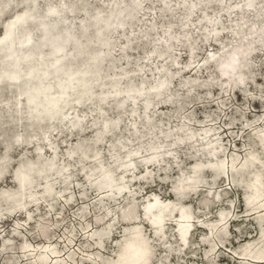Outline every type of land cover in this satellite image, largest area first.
<instances>
[{
  "label": "rangeland",
  "instance_id": "374dc122",
  "mask_svg": "<svg viewBox=\"0 0 264 264\" xmlns=\"http://www.w3.org/2000/svg\"><path fill=\"white\" fill-rule=\"evenodd\" d=\"M21 12L28 18L10 42L23 47L32 38L33 51L0 48V264H134L137 233L149 264H264L252 258L264 256V0H0V36ZM233 55L242 84L230 85L236 76L225 73ZM40 61L49 69L59 61V72L80 82L64 121L28 114L23 92ZM37 75L35 83L43 79ZM48 77L56 95L54 74ZM85 80L94 91L89 101ZM116 82L121 91L110 93ZM78 94L86 96L81 104ZM107 121L118 126L106 130ZM81 143L86 155L74 153ZM151 143L160 147L155 163L146 160ZM54 153L60 173L33 176L35 193L18 206L23 213L14 211L15 169ZM251 155L255 162L243 165ZM218 163L231 178L210 169ZM101 164L126 184L121 194L94 185ZM196 164L202 183L191 192L186 180ZM3 191L11 203L2 202ZM31 195L41 199L32 204ZM154 201L173 215L162 226L152 215L160 208L148 210ZM181 206L193 216L184 246ZM128 207L133 217L126 219Z\"/></svg>",
  "mask_w": 264,
  "mask_h": 264
},
{
  "label": "bare ground",
  "instance_id": "6f19581e",
  "mask_svg": "<svg viewBox=\"0 0 264 264\" xmlns=\"http://www.w3.org/2000/svg\"><path fill=\"white\" fill-rule=\"evenodd\" d=\"M251 3V2H249ZM5 8V6H4ZM26 13L24 12H21V13H18L16 14L15 16H13L11 19H9L7 22H6V26H4V29L5 32L2 34V36H0V44L3 42V41H7V39L11 40L12 38V34L13 32H16L20 26H18V24L16 23H20L21 21H23L25 18H27L26 16H24ZM33 16V15H32ZM31 16V17H32ZM31 20V19H30ZM26 21H24L25 23ZM22 23V24H24ZM42 24V23H40ZM46 39V34L44 33L43 34V37H42V40H45ZM212 39L214 41H218V36L216 35V33L214 32L212 34ZM23 41H25V45L22 46H14L12 44V42L10 43H7L6 45L4 46H1L0 48L2 49H5V48H12V49H19V48H25V50H31L33 51V43H31L33 40L32 38H25ZM32 44V45H31ZM29 45V46H28ZM58 51H61L60 48H58ZM213 60H216V59H213ZM58 63L55 62L54 64ZM98 63V60L96 62V64ZM226 66H228V68L225 70L226 72L225 73H230L231 75H234L236 76L235 78H233L232 80L229 81V84L230 85H234L236 82H239V84H242L244 82V77L242 76L241 74V65L238 64V59H237V56L233 55L229 60L228 62H226ZM54 64L52 65L51 69H49L48 67L46 66H42L41 64V61L39 63H37V65L34 67L35 69L34 70H30L31 73H29V78L27 77L26 79V86H25V90L23 92L24 96L25 97H30L29 99V104H28V114L31 116V117H36L38 118L39 120H44V119H60L61 121H64L66 118H67V112L66 110L68 108H70V98L72 96V93L71 91L75 89V87L80 83L79 81H75L73 79L74 75L71 71H67L64 75L62 73L59 72V69H58V64H56L54 66ZM54 66V67H53ZM40 72V73H38ZM53 73L54 74V78L56 80L55 82V86L58 88V92L56 93V95H53L51 96V89L53 88L52 87V84L50 83L49 81V75L50 73ZM60 74H59V73ZM38 73V75H37ZM87 73V68L84 70V74ZM62 74V76H61ZM41 75L43 76L42 80L40 82H34V79L35 77ZM232 76H230L231 78ZM37 78V77H36ZM82 86H83V91L84 92H89L90 90V93H89V97L87 98L89 100H91L94 96V91L92 89H89V85L87 83V81H83L82 82ZM93 85H91L92 87ZM162 87L164 88V84L160 85L158 88L162 89ZM40 90L39 93L32 95L28 92L29 90ZM121 91V86L119 84V82H116L114 84V86L112 87V89L110 90V93H118ZM134 91L137 93V94H143V91H144V87H138V88H135ZM63 94L66 95V97L64 99L61 100ZM158 95L162 94V92H159L157 93ZM84 95H86V93H84ZM86 96L82 97V95L78 94L76 95V103H80ZM40 98L39 101H41L40 103V106L38 107H35L33 102L36 101V99ZM90 98V99H89ZM105 99V97H104ZM122 104H124V102L122 101L121 102ZM81 104V103H80ZM148 105V103H147ZM50 106H55L56 108H52V112H49L47 114V116H41L39 113L40 111L44 110L45 108L47 107H50ZM65 111V112H64ZM151 119L149 118V121ZM81 123V120L80 119H75V121L73 122L72 121V126L76 127L78 126L79 124ZM113 124L114 126H118V123L117 122H113V121H107L106 124H105V129L107 130L109 128V125ZM153 125H150L149 126V132H151L153 130ZM171 133H167V136H170ZM48 137H45V140L47 139ZM101 138V137H100ZM189 138V137H188ZM259 139L262 143V146H263V150H264V131H262L261 133H259ZM207 146L210 145V144H214L213 142H207L206 143ZM79 149L75 150L74 153H82V154H85L86 152L84 151V144H79ZM150 147V150L154 151L152 152V154L147 157V162L149 163H155L158 161V149H160L159 145H157L156 143H151L149 145ZM216 148H213V150H215ZM211 154H213V151L211 150L210 151ZM129 154V153H128ZM86 155V154H85ZM131 156L128 155L127 158H130ZM95 158L99 159V153H97L95 155ZM255 155H251L250 157H248L244 162H242V164H248V163H251V162H255ZM57 156H56V153H54L53 157L48 160V161H34V160H27L25 161L24 163L20 164L16 169H15V173L13 174V180H14V183L17 187V191L16 194H17V197L14 199V202L13 203H16V208H14V206H12L13 210L14 211H19V212H24L22 209H19L18 210V206H26V200H25V197L27 194H29V192H33L35 193V191L33 190L35 186V178L39 181H43V179L47 180L48 178H50V176L52 175H55V174H58L60 173V171L56 170V165H57ZM120 158H117V161H119ZM130 163L129 164H133V162H131V159L129 160ZM233 162H238V159L237 158H233L231 163L233 164L234 166V163ZM219 165H214V166H211V170L216 174V175H220L222 173H226L227 176H229L230 178L232 177L231 173L229 171L226 170V164L225 163H218ZM242 165V167H243ZM217 166V167H216ZM40 170L39 172H43L44 174L40 175L41 173L39 174H34L33 176L35 177L34 179H32V181L30 182L29 184V188L25 190V188L23 187V185L21 184L20 180H19V176H21L22 178L25 177L26 175H29L28 173H31V172H34V171H38ZM3 171V170H2ZM197 171H200L199 169V166L196 165H193L192 166V169H191V174L189 175L190 177L186 180V178L182 179L181 181H179V184L180 186L183 184L184 180L186 181H189L191 182V187L189 188L191 190V192H194V190L196 189V186L199 185L200 183H202V180L199 176V172ZM98 174V179L95 181L94 185L96 184L97 187L101 188L102 186H106L110 189H114V192L115 194H121L123 191H124V188H126V184L123 183H120V182H116V178H115V175H114V170H112L109 166H105V165H99L98 168L94 171V174ZM239 173V176L242 175V172H238ZM2 174V172H1ZM196 178V179H195ZM190 179V180H189ZM194 179V180H193ZM49 180V179H48ZM234 182V181H233ZM45 184V189H44V192H47L48 196H51L53 194V191H52V182L50 181H47L44 182ZM255 186V185H254ZM253 186V187H254ZM256 188V187H255ZM261 189V188H260ZM2 196H1V200L2 202L4 203H9L11 199L10 195L7 197L5 196V194L7 195V191H3L2 193ZM260 195V192L257 191L256 192V195H255V199L257 197H259ZM33 197H35L36 195H31ZM41 199V198H33L31 200L32 204H36L38 202V200ZM246 199V198H245ZM254 199V198H253ZM252 199V200H253ZM25 201V202H24ZM246 202L248 203L249 201L246 199ZM11 203V202H10ZM250 203V202H249ZM150 206H148V210H151V208L149 207H157V208H160V205H159V202L158 201H154V202H151L149 203ZM253 205V204H252ZM251 206V205H250ZM264 207V206H263ZM147 208V206H146ZM256 209V208H253V210ZM131 208H126V211L124 215V217L126 219L128 218H132L133 215H131ZM160 212H162V209L160 208V211L158 212H152L151 214L154 215V217H156V220L154 221V223L156 224H159V225H163V222L166 218L168 217H172L173 215H163L161 214ZM230 215H226V216H223L221 221H226L228 222L230 220L229 218ZM176 217H180L179 218V222L178 224L176 225L178 227V235H179V240L182 242V246L186 245L187 243V239L191 233V226H192V213L190 211H188V209L186 208V206H181V212H179L178 214H176ZM26 220H27V216H25ZM152 223V224H154ZM46 226V225H44ZM40 227H43V224L40 225ZM217 226L214 225V223H210L209 224V230H210V234H214L215 230H216ZM223 229H225L224 227H222ZM44 232V231H43ZM224 232V231H223ZM209 234V236H210ZM142 236L141 234H138L136 235L135 237V243L132 245L131 247V251L130 252H138V257L137 259L135 260L134 264H137L138 261H140V259L143 261L146 260V248L144 247V241L142 239ZM42 247V246H41ZM37 251L40 249L42 250L41 248H35ZM33 250V251H36V250ZM53 253L55 254L56 252L53 251ZM38 255V254H37ZM40 258H43L44 259V255L43 254H39ZM246 256H250V254H247L246 253ZM252 258H260V259H264V256H252ZM122 264H127L128 262H125V260H123L121 262Z\"/></svg>",
  "mask_w": 264,
  "mask_h": 264
},
{
  "label": "water",
  "instance_id": "95a60500",
  "mask_svg": "<svg viewBox=\"0 0 264 264\" xmlns=\"http://www.w3.org/2000/svg\"><path fill=\"white\" fill-rule=\"evenodd\" d=\"M28 18V17H27ZM27 18H25L23 21H21L20 23H16V24H18V26L20 25V24H22V23H24V21L25 20H27ZM11 40H9V39H7V41H3L1 44H0V47L1 46H4V45H6L7 43H9ZM56 64H59V61H58V63H56ZM56 64H54V66L56 65ZM53 66V67H54ZM31 95H32V97H33V95H35V94H37V93H39L40 92V90H29L28 91ZM66 97V95L65 94H63V96H62V98H61V100L62 99H64ZM40 100V98H38V99H36V101L35 102H33V104H34V106L35 107H38V106H40V103H41V101H39ZM52 108H56L55 106H50V107H47V108H45L44 110H42V111H40V115L41 116H47V114L49 113V112H52ZM40 170H38V171H34V172H31V173H28L29 175H26L25 177H21V176H19V180H20V182H21V184L23 185V187L25 188V190L26 189H28L29 188V184H30V182L32 181V179H33V175L35 174H39V173H41L40 175H42V174H44L43 172H39ZM197 172H199V171H197ZM179 189L181 190V188L179 187ZM178 189V190H179ZM181 192V191H180ZM181 194H183V193H180V195Z\"/></svg>",
  "mask_w": 264,
  "mask_h": 264
},
{
  "label": "clouds",
  "instance_id": "9594fccd",
  "mask_svg": "<svg viewBox=\"0 0 264 264\" xmlns=\"http://www.w3.org/2000/svg\"><path fill=\"white\" fill-rule=\"evenodd\" d=\"M144 264H149V262L147 260L144 261Z\"/></svg>",
  "mask_w": 264,
  "mask_h": 264
}]
</instances>
